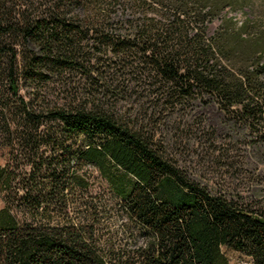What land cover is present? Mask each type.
I'll list each match as a JSON object with an SVG mask.
<instances>
[{
	"label": "trees",
	"instance_id": "trees-1",
	"mask_svg": "<svg viewBox=\"0 0 264 264\" xmlns=\"http://www.w3.org/2000/svg\"><path fill=\"white\" fill-rule=\"evenodd\" d=\"M232 9L0 0V264H230L225 249L264 264V210L190 180L154 142L168 127L149 130L207 98L264 125V47L243 59L225 25L209 32L237 26Z\"/></svg>",
	"mask_w": 264,
	"mask_h": 264
},
{
	"label": "rangeland",
	"instance_id": "rangeland-1",
	"mask_svg": "<svg viewBox=\"0 0 264 264\" xmlns=\"http://www.w3.org/2000/svg\"><path fill=\"white\" fill-rule=\"evenodd\" d=\"M230 3L228 17L238 25L215 19L210 25L211 35L227 27L231 34L230 44L241 58H249L264 47V0H224ZM247 37L240 38V25ZM242 30V29H241ZM240 35V36H238ZM205 104L186 108L184 119L173 117L165 122H153L149 130L169 131L156 135L154 142L165 158L181 169L193 182L207 187L214 193H223L264 210V125L251 129L238 118L224 111L216 100L207 98ZM0 125V167H5L9 150ZM92 170V169H91ZM94 192L108 196L110 190L99 173ZM5 208V193L0 190V210ZM126 224V221H123ZM121 224V223H120ZM112 232L118 233L117 245L125 244V234L118 224H112ZM111 233V230H110ZM230 264H253L248 256L225 249Z\"/></svg>",
	"mask_w": 264,
	"mask_h": 264
}]
</instances>
